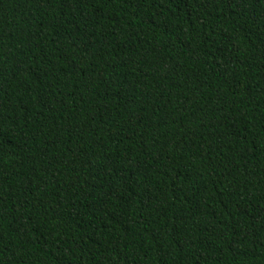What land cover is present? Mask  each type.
Returning <instances> with one entry per match:
<instances>
[{
    "label": "trees",
    "instance_id": "16d2710c",
    "mask_svg": "<svg viewBox=\"0 0 264 264\" xmlns=\"http://www.w3.org/2000/svg\"><path fill=\"white\" fill-rule=\"evenodd\" d=\"M0 264H264V0H0Z\"/></svg>",
    "mask_w": 264,
    "mask_h": 264
}]
</instances>
